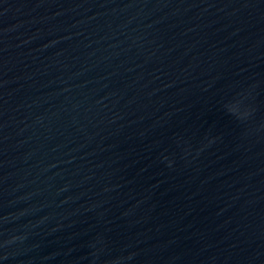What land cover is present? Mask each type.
<instances>
[{"label":"water","instance_id":"water-1","mask_svg":"<svg viewBox=\"0 0 264 264\" xmlns=\"http://www.w3.org/2000/svg\"><path fill=\"white\" fill-rule=\"evenodd\" d=\"M0 264H264V0H0Z\"/></svg>","mask_w":264,"mask_h":264}]
</instances>
